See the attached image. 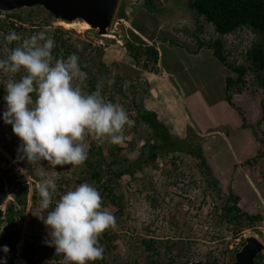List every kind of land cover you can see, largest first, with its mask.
<instances>
[{"label":"rangeland","instance_id":"374dc122","mask_svg":"<svg viewBox=\"0 0 264 264\" xmlns=\"http://www.w3.org/2000/svg\"><path fill=\"white\" fill-rule=\"evenodd\" d=\"M141 1L143 0H120L128 23H122L124 21L118 16L113 26L114 32L117 35L127 37L129 35L128 28H131L130 23L134 16L132 12H137L140 17L137 18L136 22L141 26L138 39H142L143 35L152 39L158 32L164 37V44L158 43L161 57L164 60L162 66L173 75L174 79L185 85L184 101L187 102L188 98L192 101L196 100L197 97L189 95L190 92H185V89L193 87L194 84H196L195 89H197V84H199L198 89L207 88L206 97L208 101L216 98L226 100L225 75L231 73L237 77L238 72L220 62L213 55L211 48L202 47L199 49L198 44V40L210 43L219 37L214 26L207 23L203 16L196 19L193 13L191 14L185 9V6L181 11L175 9L176 6L173 7L172 0H155L158 7L154 9V12H150L145 5L133 6L140 4ZM16 12L26 16L29 15L31 9ZM36 12L37 16L42 14V8L36 9ZM53 21L57 20H45V24L57 25ZM79 21L82 20L76 19L72 22L80 23ZM78 23L73 27L61 23L62 31L60 34L56 28L52 29V34H47L42 29L33 34L44 32L46 36L49 35V37L54 38L55 42L59 37L62 42L58 47L62 52L69 49L70 52L79 57V60L87 61L89 68L96 75L105 73L111 76L112 84H116L118 80L116 77L120 76L116 89L117 92L123 90L125 96L119 94L115 96L113 101L106 98L105 101L122 105L132 121L130 127H125L123 144L99 143L90 137H86L85 143L88 145V150L94 145L102 146L105 155L108 156V161H112L115 158L114 155L120 159H137L141 154L142 145L154 139L152 129L141 119H138L137 112L139 110H158L157 106L160 109L163 105V107H167L165 109L167 112L159 111L158 116L159 118L165 116L168 124H172L169 126V130L174 137H185L188 141L195 142L196 138L193 135L199 134L201 136L199 138L207 140L209 144H206V151L220 168L218 176L221 177L222 191L221 196H218L216 190L210 187L208 177L202 166L198 165V160L195 157L180 152L172 151L162 154L159 161L148 165L136 175V178L138 176H146V178L136 179L132 183L133 186L126 181L129 176H123L118 186L119 191L125 193L130 200L129 212L125 214L123 221L115 229L110 228L111 233L115 235V240L110 245L103 244L105 263L94 261L93 264H151V261L156 259L160 264H191L196 260L203 262H216L218 260V264H232L235 261L236 248L239 249L240 244L247 236L256 235L264 243V220L257 222L250 228H242L238 234L235 233L233 224L221 221L226 195L233 190L240 191L241 194L248 193L252 196L254 194L256 202L264 201V189L261 190L258 187V182L264 185V147L258 153L260 145L255 143L256 138H254L251 128L248 127V130H232L231 128L230 130L218 128L214 124L211 126L214 127L212 129L201 130L205 133L203 135L199 131L202 129L200 126L201 119L209 117L207 107L198 106L193 115L190 113L192 111L191 106L188 105L185 107L196 124L191 127L184 125L186 119L182 109L185 108L179 107L177 100L172 101L176 104L169 106L174 89L166 86L165 81L160 77L153 79L151 85L155 88L152 89L149 87L148 81L145 80L148 73L141 74L147 68L151 70L158 68L154 62H147L143 57L136 63L124 47L122 40L116 42V40L104 39L105 46L95 47V44L90 43L91 39L89 38V36L95 35L84 31L85 29H82ZM30 32V30H25L16 34H23L22 38H24L33 35ZM1 37L3 36L0 35ZM228 38V46L226 47L229 50L228 64L237 68H244L247 81L242 93L232 95L233 102L236 105L239 103L246 111L243 112L244 115L247 117L246 114H248L249 119L253 121L259 117L260 109L256 108L259 106L260 95L258 93L262 91L261 94L264 95V89L256 92L253 82L258 83V80L255 77V72L250 68L251 63L245 58V54L256 41L257 36L252 29L241 28L236 31V34L230 35ZM93 41L96 42V39ZM17 43L19 42L14 41L13 45L16 46ZM146 63L148 67H145ZM187 63L191 72L188 71ZM131 64H136V67L141 66L142 71L130 67ZM161 69L162 67H160ZM81 71L86 78L80 86L84 93H89L90 84L87 71L82 68ZM3 78L2 74L0 81H4ZM16 78L18 79L19 76ZM76 83L79 81L74 80V84ZM261 83H264V78ZM0 86L3 84L0 83ZM4 94V91L0 90V169L4 171L6 176H15L13 184L17 181H25L31 188L27 196L25 218L22 222L17 219L15 224L17 226L22 224V234L32 236V232L40 230L39 224L42 222L32 213L40 211L37 186L45 179H51L57 184L58 191L53 196V203L49 209L51 210L59 200V196L69 190H74L80 183L88 182L86 178L88 173L85 172L84 163L78 167L65 166L60 168L58 166L51 168L47 166L46 162H43L42 165H29L26 161L18 160L19 138L13 134L11 125L5 124L4 121L1 122L2 113L5 110ZM211 107L218 110L216 104ZM169 116L170 118H167ZM253 126L256 131L258 130L257 133L263 137L264 125L258 127L257 122H255ZM217 130L218 132H215ZM115 146L121 147V150H114V153L110 154L109 150ZM241 148L244 159L253 158L257 153L261 155L253 163H245L244 165L242 164L243 158H236L235 155L237 151L238 154L241 153ZM130 154L132 159L129 158ZM234 160L241 162V164L238 163V166L235 167ZM227 185H230V188ZM92 186L95 187L94 184ZM139 187L145 192L142 190L138 194L137 188ZM164 193L165 197H163ZM150 194L158 200L157 207H153L149 202L148 196ZM11 196L13 197L12 191ZM10 202L8 199L6 205ZM241 208L249 211L246 205L241 206ZM110 212L112 213V209ZM262 214L264 216V211ZM41 229L44 231L42 226ZM44 232H47V229ZM5 233L7 235L9 233L8 225L4 221H0V260L6 259V264H18L17 255L14 257L11 252L5 254L3 251V246H8L4 237ZM142 238L153 239L156 249L162 255H151L152 252L147 251L142 244ZM27 249L28 251L32 250V248ZM48 262L43 260L42 264H49ZM19 264L21 263L19 262ZM259 264H264V258L260 260Z\"/></svg>","mask_w":264,"mask_h":264},{"label":"clouds","instance_id":"9594fccd","mask_svg":"<svg viewBox=\"0 0 264 264\" xmlns=\"http://www.w3.org/2000/svg\"><path fill=\"white\" fill-rule=\"evenodd\" d=\"M121 6L122 4L119 3L107 35H101L98 29L91 27L84 30L95 35L92 39L89 37L91 39L90 43L95 44L94 46L98 48L105 46L104 39L116 40V42L122 40L126 48L124 43L129 40L151 46L155 45L160 51L158 43L164 44V37L158 32L152 39H148L145 35L142 39L137 37L134 39L130 31L138 35L140 29L134 26L133 20L130 23L131 28H128L129 35L127 37L117 35L114 32L113 26L118 16L124 21L122 23H128L126 17L121 18L118 15ZM29 8L36 10L42 7H25V9ZM0 11L3 10L0 9ZM11 11L8 12L11 13ZM13 13L19 15L17 12ZM36 13L25 28L27 31L30 30L32 34L41 29L47 34H52L53 28H56L58 34H60L62 21L72 22L65 19H54L44 8H42V14L37 16ZM45 20H57L59 22L53 21L57 25H46ZM47 36L44 32H39L22 38L13 31L4 37L3 48L6 55L0 58V74H6L7 79L0 81L3 84L5 93L3 96L5 110L2 117L4 123L11 125L13 134L19 138L18 160L26 161L29 165H42L43 162H46L47 166L51 168H57L58 166L60 168L65 166L78 167L88 158L86 137H90L99 143L108 142L112 145H121L124 143L125 127H130L132 121L122 105L105 101L99 91L100 84L97 85L96 91L84 93L80 85L86 77L81 71L79 57L72 53L67 58L61 56L53 62L55 40L49 35ZM95 39L96 42L93 41ZM14 41L19 43L15 47H10ZM159 58V62L154 63L158 67L155 68L156 71L150 68H144L145 70L142 71V67H136V64H131L130 67L139 69L143 75L145 73L166 74L168 71L162 66L164 60L161 57V52ZM140 59L135 60L136 63ZM160 67H162L161 70ZM17 76H19L18 79ZM74 80H78L79 83L74 84ZM145 80L149 81L146 76ZM149 83L150 87L151 81ZM146 111L156 113L159 121L165 123L168 128L172 125L171 123L168 124L164 118H159L157 111ZM154 141L155 137L149 142L153 143ZM129 158H133L131 154ZM148 165H145L144 169ZM143 170L138 172L141 173ZM258 187L261 190L263 189L259 184ZM30 189L29 186V191ZM8 190L10 193L8 199L13 201L12 188L8 186ZM57 191V184L51 179H45L39 184L37 192L40 197V211L38 213L32 212L34 216L43 222L47 229L50 239H46L44 243L49 247H54L55 254L62 257L58 260L52 259V256L49 257L51 251H48V263L89 264L91 261L94 263V261L102 259L104 250L99 243V238L107 229H115L117 225L115 216L102 208L100 192L87 182L80 183L74 190H69L59 196L55 207L49 210L53 203V196ZM242 194H244L246 201L242 202L240 200L239 206L246 205L249 211H245L263 216L264 201L261 200V206L257 207L256 203L249 200L251 197L253 201V193V196L248 195V193ZM262 220H264V216ZM6 235L7 233L4 234V237ZM25 238L26 236L23 233L17 245V252L14 255V257L18 256L21 264H29L27 259L22 256ZM3 251L7 253L9 251L8 246H3ZM262 255L264 256L263 253ZM259 256L257 264L260 262ZM208 263L203 262V264ZM0 264H6V259L0 260Z\"/></svg>","mask_w":264,"mask_h":264},{"label":"trees","instance_id":"16d2710c","mask_svg":"<svg viewBox=\"0 0 264 264\" xmlns=\"http://www.w3.org/2000/svg\"><path fill=\"white\" fill-rule=\"evenodd\" d=\"M173 7L175 9L182 10L185 6V9L189 11L193 16L197 19L200 16L205 18L207 23H211L219 37L210 42L205 43L198 40L199 49L202 47L211 48L213 55L218 58L220 62L226 64L229 68L233 71L238 72V76L235 77L231 73H227L225 76L226 79V100L229 104L235 108H237L243 117V129L250 127L252 133L254 134V138H256V144L260 145L258 149L259 151L262 150L264 147V132H262V136H260L253 124L257 122L258 127L261 126L262 122L264 121V95L261 94V90L264 89V83H261L262 79L264 78V0H172ZM146 6L150 12H154L156 9L157 4L155 0H143L140 4H134V7L138 6ZM169 9V8H168ZM36 13L35 9H31L30 15L22 16L21 14L16 15V13H6L7 17L12 19L10 24H0V34L3 35L0 41V58L5 56V51L3 48L4 37L12 32L13 30L17 29L20 30L23 25H19V27H15V21L22 22V23H30L32 21L33 15ZM167 14V12H166ZM121 18L125 17V10L123 5L119 10V14ZM133 20L132 22L136 28L141 29L140 24H138L137 18L140 17L137 12L133 13ZM171 15V14H170ZM169 16V15H168ZM35 22V21H34ZM33 22V23H34ZM36 23V22H35ZM32 24V23H31ZM200 27V26H199ZM241 28H249L252 29L257 36L256 41L253 42L251 47L245 54V58L250 61L251 65L250 68L255 72V77H257L258 83L253 82V86L256 92H259V105L258 109H260L259 115L260 117L253 120L247 121L244 113L242 110L237 107V105L233 102V96L235 93L240 94L244 91L245 85L247 83L245 79V72L244 68H237L232 64H228L227 55L229 50L226 49L227 40L230 35L236 34V31H239ZM134 39L138 35L134 34L130 31ZM226 39V40H225ZM60 38H58L55 42V47L53 48V57L54 59L60 58L63 56L67 58L73 52H70L69 49L65 52L61 51L58 47L61 44ZM128 52L132 56V58L138 61L142 56L146 57V61H152L154 63H158L160 58V51L158 47L153 45H147L143 43L131 42L126 40L124 43ZM65 45V44H64ZM10 47H15L13 44ZM200 51V50H198ZM196 51V52H198ZM226 51V54H225ZM54 61V60H53ZM80 66L83 70L87 71L88 74V81L90 84L89 93L97 90V85L100 84L99 91L103 98L113 101L116 95H123L125 96L123 90H119L117 92V84L119 81V77L116 78L117 83L112 84L111 76L102 73L96 75L94 71H92L87 61L79 60ZM145 67H148L147 63ZM2 74H0V77ZM4 81L7 79V75L3 74ZM0 90L4 91L3 86H0ZM259 90V91H257ZM234 91V94L233 92ZM113 103V102H112ZM258 103V102H257ZM138 119L142 120L144 123L148 124L149 127L153 130V134L155 137V141L153 143L147 142L141 147V154L135 160H127V159H120L116 158L117 156L114 155V159L112 161H108V156L105 155V151L102 146H92L88 150V158L84 162L85 172L87 171V183L90 185L94 184L95 188L100 192L102 196V208L106 209L110 212L112 209V214L116 218V225L118 226L121 221H123V217L125 214L129 212L130 205L129 199L125 193H121L119 191V182H121V178L124 176H129L126 180L129 185L133 186V182L140 177L142 179L146 178V176H138L136 175L144 169L145 165L150 163H154L157 159L162 155L169 152H180L183 154H189L192 157H195L198 160V165L202 166L205 174L208 177L210 187L216 190L218 196H221V186H220V168L214 163V159L212 156H209L206 151V146L209 144L207 140H203L199 134H194L193 137L196 138L195 142L188 141L185 137L179 138L174 137L169 128L165 123L159 121L157 118V114L148 111H139L138 112ZM259 119V120H258ZM192 125H190L191 127ZM214 127H210L212 129ZM221 129H225L224 127H220ZM215 132H218L215 131ZM222 133V132H221ZM217 134V133H216ZM220 134V133H219ZM218 134V135H219ZM187 136V134H186ZM188 137V136H187ZM212 137V136H210ZM186 139V140H185ZM207 144V145H206ZM114 150L119 151L121 147L115 146L113 149L109 150L110 154L114 153ZM232 151V150H231ZM253 157L243 158L242 148L241 153L238 151L235 152L236 158H243L242 164L254 162L259 157L258 154ZM234 155V154H233ZM126 157V156H124ZM241 162L234 160V166H238ZM215 164V165H214ZM4 172V171H3ZM178 175V174H177ZM176 175V176H177ZM8 180L9 188H12L13 193V201H11L4 210L0 211V221H4L8 225L9 234L5 236L7 240V244L9 247V251L7 253H12L15 255L17 251V245L19 240L22 237L21 227L22 224L18 226L15 224V221L18 219L21 222L25 218L26 212V205H27V196L29 193V186L27 182L17 181L13 184L14 175L6 176ZM151 179V178H149ZM143 181V180H142ZM231 182V180H229ZM258 182V181H257ZM261 188L264 189V185L260 184ZM230 188V185H227ZM143 189L141 187L137 188V193L140 194ZM143 192H145L143 190ZM240 191H232L226 195V203L223 207V212L221 215V221L229 222L230 224L234 225V231L236 234L239 233L242 228H250L255 225V222L261 221L263 216L261 214H252L251 212H247L243 210L239 206V202L241 200ZM165 197V193L163 195ZM149 202L153 207L158 206V200L155 198L154 195L150 194L148 196ZM55 207V204L54 206ZM218 209V207H215ZM221 223V222H220ZM39 224V223H38ZM40 230L37 232H32V236L27 234L24 243V251L22 256L27 259L29 264H42L43 260H47V255L49 254L48 251L51 250L49 257L55 260L62 258L55 254L54 247L47 246L44 241L46 239H50L48 237V233L45 231V226L42 222H40ZM41 226L44 228L41 229ZM115 240V235H113L110 231V228L107 229L103 235L99 238V243L103 247V244L110 245ZM142 244L145 246L147 251L152 252L151 255H158L161 256L162 254L156 249L155 241L151 238H142ZM45 244V246H44ZM27 248H32L31 251H28ZM238 250V248H236ZM235 251V250H234ZM52 253V254H51ZM103 252V258L96 260L105 263ZM6 254V253H5ZM260 260L264 258L261 254L259 256ZM89 264H93L89 262ZM108 264V263H107ZM151 264H160L158 259L151 261ZM208 264H218V260L216 262L209 261Z\"/></svg>","mask_w":264,"mask_h":264},{"label":"water","instance_id":"95a60500","mask_svg":"<svg viewBox=\"0 0 264 264\" xmlns=\"http://www.w3.org/2000/svg\"><path fill=\"white\" fill-rule=\"evenodd\" d=\"M120 0H0L3 11L18 10L23 7H42L54 19L73 21L80 19L107 35L117 12ZM10 193L8 180L0 169V211L4 208ZM264 254V244L254 235H249L240 244L232 264H257L258 256ZM192 264H203L196 261Z\"/></svg>","mask_w":264,"mask_h":264},{"label":"crops","instance_id":"0c3cea01","mask_svg":"<svg viewBox=\"0 0 264 264\" xmlns=\"http://www.w3.org/2000/svg\"><path fill=\"white\" fill-rule=\"evenodd\" d=\"M186 65H188V67H187L188 71L191 72L189 64L187 63ZM156 77H160L161 79H163L165 81L166 86L172 87V89H174V92H172L171 100L169 102L170 103L169 106L176 104V102H172V101L177 100L179 103V107L182 106L185 108V109H182V112H183L185 119H186L184 125H194L195 126L196 121L191 118L190 113L194 115V112H196V109L198 108V106H204V107L206 106L207 110L209 112V117L201 119V125L200 126L202 129H200V131H199L201 134L205 135V133L201 132V130L207 131L214 124L217 125L218 128L224 127L225 129L228 128L230 130H231V128H232V130H238V129L248 130V128L243 129V127H242L243 126V117L241 115V112L237 108L231 106L228 101L223 100V99L221 100L218 98H216L212 101H208V99L206 97V94L208 93L206 87L198 89L199 84H197V89H195L196 84H194L193 85L194 88L191 87L189 89H185L186 93L190 92L189 95H191V96L193 95V96L197 97L196 100H194V101H192V100H190V98H188V100L186 102V101H184V97H183L185 85L181 84L177 79H174V77H173V75H171V73L149 74L148 77H146V79H148L152 83L153 79ZM188 78L190 79V76ZM149 81L147 82L148 85L150 84ZM151 87H152V89L155 88L154 86L150 85V88ZM231 92H233V94H234V91H231ZM225 93H226V91H225ZM167 95H169V94H167ZM213 104L218 105V110H215L211 107ZM185 105L191 106L192 111H190V113H189L188 109L185 107ZM157 107H158V110H155V111H157V112L162 111V113L167 112V111H165V109L167 107H163V105H162V107H160V109H159V106H157ZM237 107H239L241 110L243 109L244 111L242 110V112H244V113L246 112L245 109L242 108L239 103H237ZM256 108H258V107H256ZM210 110H211V112H210ZM185 111H186V114H185ZM246 115H247V117L246 116L245 117H246V119H248V123H249V121H251V120L249 119L248 114H246ZM259 117H260V115H259ZM163 118L165 119V116ZM167 118H170V116ZM197 123H200V122H197ZM262 124L264 125V121L262 122ZM227 134L229 135L230 133H227ZM253 186H254V184H253ZM252 189H254V188H252ZM240 196H241V201L244 202L245 201L244 194H240ZM252 199H253V201L251 200V198H250V201L252 203H256L257 207L261 206L262 202L261 203L256 202L257 200L254 196L252 197Z\"/></svg>","mask_w":264,"mask_h":264},{"label":"built area","instance_id":"2783aa9c","mask_svg":"<svg viewBox=\"0 0 264 264\" xmlns=\"http://www.w3.org/2000/svg\"><path fill=\"white\" fill-rule=\"evenodd\" d=\"M6 13H10V12H8V11H0V24H10L11 23V21H13L11 18L9 19L8 17H7V14ZM14 22H16L15 23V27H19V25L21 24V25H23V27H25L26 28V26H28V23H22V22H18V21H15L14 20ZM25 28H22L21 29V31L20 30H17V29H15V30H13L15 33H20V32H24L25 31ZM12 31V32H13ZM91 34V33H90ZM0 35H2V34H0ZM3 36V35H2ZM21 37L23 36V34L22 35H20ZM91 39L93 38V36H89ZM2 38V37H1ZM0 38V39H1ZM1 122H3V117H1Z\"/></svg>","mask_w":264,"mask_h":264},{"label":"bare ground","instance_id":"6f19581e","mask_svg":"<svg viewBox=\"0 0 264 264\" xmlns=\"http://www.w3.org/2000/svg\"><path fill=\"white\" fill-rule=\"evenodd\" d=\"M77 23L76 22H66V21H62V24H64L65 26H70V27H73ZM78 24H80V26H81L82 29H85L86 30V29H89L90 28V24L87 23V22H85V21H81Z\"/></svg>","mask_w":264,"mask_h":264},{"label":"flooded vegetation","instance_id":"af4514ba","mask_svg":"<svg viewBox=\"0 0 264 264\" xmlns=\"http://www.w3.org/2000/svg\"><path fill=\"white\" fill-rule=\"evenodd\" d=\"M25 7L21 8L20 10H24ZM17 10H12L11 12H16Z\"/></svg>","mask_w":264,"mask_h":264}]
</instances>
